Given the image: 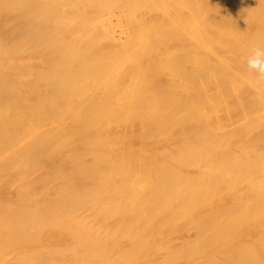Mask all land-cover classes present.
I'll use <instances>...</instances> for the list:
<instances>
[{"label": "bare ground", "instance_id": "6f19581e", "mask_svg": "<svg viewBox=\"0 0 264 264\" xmlns=\"http://www.w3.org/2000/svg\"><path fill=\"white\" fill-rule=\"evenodd\" d=\"M264 0H0V264H264Z\"/></svg>", "mask_w": 264, "mask_h": 264}, {"label": "clouds", "instance_id": "9594fccd", "mask_svg": "<svg viewBox=\"0 0 264 264\" xmlns=\"http://www.w3.org/2000/svg\"><path fill=\"white\" fill-rule=\"evenodd\" d=\"M250 68H259L264 71V49L254 48L248 60Z\"/></svg>", "mask_w": 264, "mask_h": 264}]
</instances>
